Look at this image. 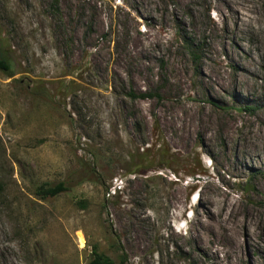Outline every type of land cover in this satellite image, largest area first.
<instances>
[{"label":"rangeland","instance_id":"rangeland-1","mask_svg":"<svg viewBox=\"0 0 264 264\" xmlns=\"http://www.w3.org/2000/svg\"><path fill=\"white\" fill-rule=\"evenodd\" d=\"M56 2L0 0V264H245L198 219L264 217V0Z\"/></svg>","mask_w":264,"mask_h":264},{"label":"bare ground","instance_id":"bare-ground-1","mask_svg":"<svg viewBox=\"0 0 264 264\" xmlns=\"http://www.w3.org/2000/svg\"><path fill=\"white\" fill-rule=\"evenodd\" d=\"M245 16L248 17L247 15ZM249 21H250L249 18L245 20L246 23H248ZM186 128L187 131L190 132L194 129L199 130L201 127L200 125L195 126L194 124L191 125L190 123H187ZM189 132L187 134H189ZM184 141L186 142L187 139H185ZM216 197L217 198H214L213 201L214 205L212 206V209L215 205L216 206L218 205V208H220L218 214L216 215L214 210L210 208L208 209L207 212V215H209L210 217L209 220L203 218L204 217L203 213L199 214V219H198L200 221L199 226L203 230V236L202 234L201 236L203 238L208 237L209 242L212 241L216 244L221 242V245L223 246L222 250H224L226 256L231 257V259L235 260L236 263H238V261L241 262L244 261L246 264L248 261L247 260L248 250H245V248H247L248 245H253L257 249H264V217H258L257 214L255 215V213H253L249 209L237 207L236 206L237 204L234 203L235 201L233 202L230 198H228L225 194H223L219 190H218V195ZM194 206L196 207L197 203H195ZM207 215L205 217H207ZM254 236L256 237L255 239L253 238ZM199 246L200 245H198V247ZM217 251H218L217 249L214 250L213 252L214 257L216 256ZM230 264L233 263L230 262Z\"/></svg>","mask_w":264,"mask_h":264},{"label":"trees","instance_id":"trees-1","mask_svg":"<svg viewBox=\"0 0 264 264\" xmlns=\"http://www.w3.org/2000/svg\"><path fill=\"white\" fill-rule=\"evenodd\" d=\"M54 10L58 9L57 8V2L54 0ZM0 69L9 72V76H12L13 73L11 71L10 64L6 60V58L2 55H0ZM126 95L130 96L131 98H136V97H146L145 94H135L132 91H129L126 93ZM162 168H169V166H163ZM68 190V186L66 185L65 182H59L55 185L52 186H47V187H41L38 189V193L45 197H54L57 196L58 194ZM82 206L85 205V203L81 202ZM91 259L87 262V264H114V262L105 254L97 252V246L93 245L92 246V252H91Z\"/></svg>","mask_w":264,"mask_h":264}]
</instances>
